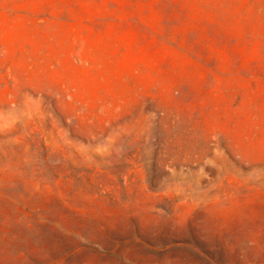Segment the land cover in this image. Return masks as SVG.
Returning <instances> with one entry per match:
<instances>
[{
    "label": "rangeland",
    "instance_id": "1",
    "mask_svg": "<svg viewBox=\"0 0 264 264\" xmlns=\"http://www.w3.org/2000/svg\"><path fill=\"white\" fill-rule=\"evenodd\" d=\"M0 264H264V0H0Z\"/></svg>",
    "mask_w": 264,
    "mask_h": 264
}]
</instances>
